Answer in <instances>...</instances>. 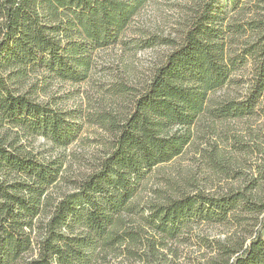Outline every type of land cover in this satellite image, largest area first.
Instances as JSON below:
<instances>
[{
	"label": "trees",
	"instance_id": "obj_1",
	"mask_svg": "<svg viewBox=\"0 0 264 264\" xmlns=\"http://www.w3.org/2000/svg\"><path fill=\"white\" fill-rule=\"evenodd\" d=\"M147 1L0 0V264H161L194 219L229 234L205 264H264V148L247 132L216 128L251 116L264 97L263 22L245 36L221 17L219 0L190 7L143 89H112L109 109L96 113L109 140L88 173L74 178L63 153L39 156L30 147L39 137L59 150L77 140L71 115L38 93L86 82L92 53L114 44ZM248 65L239 101L243 78L234 73ZM200 122L220 144L200 149ZM190 148L196 168L162 178L165 190L140 207L143 177Z\"/></svg>",
	"mask_w": 264,
	"mask_h": 264
},
{
	"label": "rangeland",
	"instance_id": "obj_2",
	"mask_svg": "<svg viewBox=\"0 0 264 264\" xmlns=\"http://www.w3.org/2000/svg\"><path fill=\"white\" fill-rule=\"evenodd\" d=\"M199 1L148 0L114 44L92 53L93 65L86 82L78 85L55 82L47 95L38 93V101H46L53 97L55 106L71 115L69 119L80 126V132L77 140L63 150L54 148L41 137L31 139L29 143L33 151L45 157L63 153L65 162L71 166L74 178L88 173L94 165L93 159L102 156L103 144L109 140L108 135L94 123L96 113L102 108L109 109L111 95L118 91L112 89L123 84L128 87L130 95L137 94L143 89L154 69L171 49L163 40H178L189 18L188 9ZM218 7L221 17H225L227 23L230 21L232 25L245 29V36L254 30L256 26L254 22L264 23V0H219ZM263 26L264 24L261 26L262 34ZM244 38L236 42L234 47L236 54H240ZM251 74L250 65L243 69L239 68L234 73L235 80L240 81L241 77L243 78L236 86L237 90H234L239 101L242 100L240 96H244L248 91L242 89L246 88ZM221 94V91H217L214 96L218 97ZM122 100L127 103V99L119 98V101ZM205 123L200 122L196 125L199 127L198 132L201 133L197 140L200 149H206V145L215 140L220 144V139L207 134L208 125ZM226 125L239 130V134L245 135L247 132L251 139L254 138V141L259 142L264 148V97L259 100L254 113L244 120L218 123L216 128L219 133L223 132ZM193 158L194 150L187 149L183 155L145 175L134 200L140 207L146 201L154 200V194L166 188L162 178L176 179L180 171L196 168ZM71 189L69 185H62L61 190L71 192ZM76 228L80 226L77 225ZM228 235L219 222L190 220L185 223V227L178 230L177 239L170 242L172 251L176 252L175 257L167 254L166 260L161 264H205L215 255L218 247L225 243ZM87 252L92 256L95 253L90 249ZM89 264H93L92 261Z\"/></svg>",
	"mask_w": 264,
	"mask_h": 264
}]
</instances>
